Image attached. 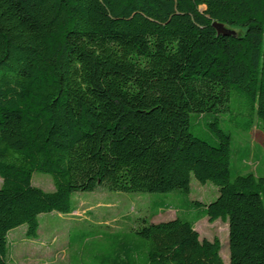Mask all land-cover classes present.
Returning a JSON list of instances; mask_svg holds the SVG:
<instances>
[{"label":"trees","instance_id":"obj_1","mask_svg":"<svg viewBox=\"0 0 264 264\" xmlns=\"http://www.w3.org/2000/svg\"><path fill=\"white\" fill-rule=\"evenodd\" d=\"M233 90L252 117L242 129L256 118L264 133V0H0V264L9 231L35 239L72 192L188 194L192 178L217 187L204 214L227 221L229 264H264V175L230 179L216 121L215 144L189 131L191 113L227 111ZM136 234L143 259L113 264H223L218 239L179 217Z\"/></svg>","mask_w":264,"mask_h":264},{"label":"rangeland","instance_id":"obj_2","mask_svg":"<svg viewBox=\"0 0 264 264\" xmlns=\"http://www.w3.org/2000/svg\"><path fill=\"white\" fill-rule=\"evenodd\" d=\"M251 118L246 97L235 90L231 93L227 111L189 115L190 133L211 144L217 142L211 122L216 121L219 128L230 134V179L246 173L264 175V133L256 127V118H253V126L249 130L242 129V125ZM31 182L44 191L53 190L49 174L35 171ZM217 193V187L211 182L200 184L193 178L188 194L178 191L122 192L103 186L93 191L72 192L70 213L53 211L39 215V237L27 245L30 258L26 257L23 264H113L124 261L129 250V254L137 253L141 261L144 253L142 246L137 245L141 239L136 230L143 220L158 223L175 217L193 222L199 239L217 238L222 262L229 264L227 221L218 218L210 222L204 214L205 205L214 201ZM23 230L25 225L12 231L14 242L8 237L7 259L12 245L17 244L21 235L26 238ZM53 230L56 232L52 233ZM44 251L48 254L41 255ZM43 257L47 259L45 262L40 261Z\"/></svg>","mask_w":264,"mask_h":264},{"label":"crops","instance_id":"obj_3","mask_svg":"<svg viewBox=\"0 0 264 264\" xmlns=\"http://www.w3.org/2000/svg\"><path fill=\"white\" fill-rule=\"evenodd\" d=\"M40 217V216H39ZM18 228V227H17ZM16 229V228H15ZM14 229H12V230H10L9 231V233H8V237L10 238V240L12 241V242H14V238H15V236L12 234V231H13ZM24 231V233H25V230H23ZM39 232H40V224H39V227H38V231H37V237L35 238V239H30V238H28V237H26V235H25V237L26 238H24V235H23V237H22V235H21V238L20 239H18V242H17V244L14 246V245H12V250H11V254H10V257L7 259V264H19V262H20V264H23V260H26L25 258L27 257H29L30 255H28V253L30 252V251H28L27 249L28 248H26L27 247V245L28 244H30V242L32 243V240H36V239H38V237H39ZM56 231L55 230H53L52 231V233H55ZM14 244V243H13ZM42 254H44V255H46V254H48L47 252H42L41 253V255ZM17 256V259H15V257ZM33 257V256H32ZM30 258V257H29ZM45 258H47V257H45ZM45 260H47V259H44V257H43V259L42 258H40V261L41 262H45ZM24 264H28V263H24ZM32 264V263H31Z\"/></svg>","mask_w":264,"mask_h":264},{"label":"water","instance_id":"obj_4","mask_svg":"<svg viewBox=\"0 0 264 264\" xmlns=\"http://www.w3.org/2000/svg\"><path fill=\"white\" fill-rule=\"evenodd\" d=\"M212 27L216 30L217 34H221V35H234L235 32L229 28H226L222 23L219 22H212Z\"/></svg>","mask_w":264,"mask_h":264}]
</instances>
